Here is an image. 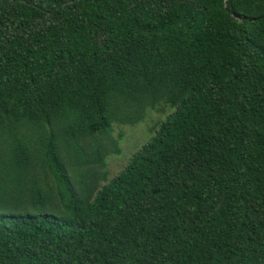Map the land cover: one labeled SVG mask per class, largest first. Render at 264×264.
Instances as JSON below:
<instances>
[{"label": "trees", "instance_id": "1", "mask_svg": "<svg viewBox=\"0 0 264 264\" xmlns=\"http://www.w3.org/2000/svg\"><path fill=\"white\" fill-rule=\"evenodd\" d=\"M0 264H264V0H0Z\"/></svg>", "mask_w": 264, "mask_h": 264}, {"label": "rangeland", "instance_id": "2", "mask_svg": "<svg viewBox=\"0 0 264 264\" xmlns=\"http://www.w3.org/2000/svg\"><path fill=\"white\" fill-rule=\"evenodd\" d=\"M172 111L171 106H166L159 112L150 111L145 120L135 125L115 126L113 137L117 139L121 152L107 158L109 179L115 177L127 165L131 155L151 138L158 122L164 120Z\"/></svg>", "mask_w": 264, "mask_h": 264}]
</instances>
